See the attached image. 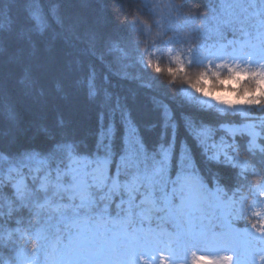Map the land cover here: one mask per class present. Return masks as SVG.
<instances>
[{"label":"trees","instance_id":"16d2710c","mask_svg":"<svg viewBox=\"0 0 264 264\" xmlns=\"http://www.w3.org/2000/svg\"><path fill=\"white\" fill-rule=\"evenodd\" d=\"M263 29L264 0H0V179L10 167L30 172L42 164L52 174L71 159L108 164L104 186H89L81 200L57 199L29 180L18 196L2 180L0 264H16L23 250L42 260L75 223L122 216L128 208L134 217L142 198L155 206L152 223L171 233L174 220L161 205L184 178L221 188L235 211L244 202L243 212H233L236 228L263 229L264 217L249 205L264 187V106L251 112L260 119L261 148L248 150L246 136L220 130L245 118L199 103L200 93L169 84L150 64H170L178 55L217 79L245 75L236 89L227 86L237 95H264V65L215 66L199 58ZM222 139L237 163L213 158ZM192 223L178 248L191 253L208 247L210 234L223 227Z\"/></svg>","mask_w":264,"mask_h":264},{"label":"rangeland","instance_id":"374dc122","mask_svg":"<svg viewBox=\"0 0 264 264\" xmlns=\"http://www.w3.org/2000/svg\"><path fill=\"white\" fill-rule=\"evenodd\" d=\"M200 62L208 65L249 68L264 65V30L253 39L228 42L206 49L199 54ZM242 77V79H241ZM245 75H238L242 81ZM264 83L261 84V87ZM229 87L232 89L231 85ZM264 92V87L261 88ZM191 96V94H187ZM199 103L213 106L219 111H228L247 119L241 125H223L220 127L229 137L244 135L247 137L248 150H260V135L256 130L260 120L253 113L261 109L260 105H227L205 97L202 94ZM219 143L215 147L213 158L223 157L228 161L238 160L227 151V145ZM243 167V165H241ZM108 164L89 162L83 159H71L63 168L49 172L38 164L30 172L21 168H10L5 180H11L15 194L20 195L26 180L36 181L37 188L48 190L57 199L63 196L81 200L89 186H104ZM41 174L38 176V172ZM107 193V191L105 192ZM211 200L209 205L208 201ZM207 202V203H206ZM210 206L203 208V204ZM137 211L132 217L130 208L124 215L111 219L82 220L73 226L74 232L54 244L42 260H37L34 252L23 250L16 264H225V257L232 264H264V228H236L233 220L236 213L245 210L244 202H239L234 210L233 201L225 198L221 188H208L193 179H183L171 187L169 195L163 200L161 209L172 215L175 226L171 233L159 224L152 223L148 211L155 206L148 198H142L135 204ZM148 206V208H146ZM249 209L264 217V187L259 191L258 199L249 205ZM236 213H233V212ZM205 220L222 229L209 236V245L199 253H191L183 247L182 238L192 233V220ZM264 227V226H263ZM202 235L201 227H199ZM212 257L213 259H196ZM231 263V262H230Z\"/></svg>","mask_w":264,"mask_h":264},{"label":"clouds","instance_id":"9594fccd","mask_svg":"<svg viewBox=\"0 0 264 264\" xmlns=\"http://www.w3.org/2000/svg\"><path fill=\"white\" fill-rule=\"evenodd\" d=\"M151 70L163 77L169 84L188 85L195 92L205 97H211L213 100L222 102L227 105H262L264 106V95L259 89L249 93L243 90L240 95L235 91H229L227 86L231 85L232 89H236L237 84L233 79H217L216 72L201 68L198 71L192 70L182 63L179 56L173 57L170 64L168 62L157 65L156 61L150 62ZM205 72L208 75H205ZM242 79V77H241ZM215 81L213 84L212 82ZM223 85L224 87H219ZM264 87V86H262ZM264 219V218H262ZM227 258H225L226 264Z\"/></svg>","mask_w":264,"mask_h":264},{"label":"snow or ice","instance_id":"6c2138e0","mask_svg":"<svg viewBox=\"0 0 264 264\" xmlns=\"http://www.w3.org/2000/svg\"><path fill=\"white\" fill-rule=\"evenodd\" d=\"M227 259H230L229 257H225ZM196 259H208V260H211L213 259L212 257H196Z\"/></svg>","mask_w":264,"mask_h":264}]
</instances>
